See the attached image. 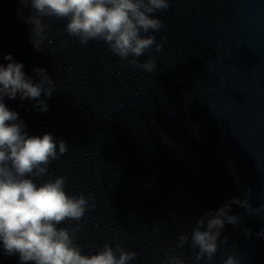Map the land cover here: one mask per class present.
I'll return each instance as SVG.
<instances>
[{
    "label": "water",
    "instance_id": "obj_1",
    "mask_svg": "<svg viewBox=\"0 0 264 264\" xmlns=\"http://www.w3.org/2000/svg\"><path fill=\"white\" fill-rule=\"evenodd\" d=\"M168 2L152 14L164 27L148 33L161 50L138 58H155L150 73L103 41L82 46L64 31L66 19L42 18L51 27L37 51L25 19L34 10L0 0V65L10 53L34 83V68L55 82L52 96L40 97L47 111L19 95L4 103L29 136L50 133L57 150L66 142L68 151L35 182L64 176L66 192L91 198L95 208L81 220L58 225H79L75 242L84 254L119 243L137 253L128 264H161L166 254L184 264H223L229 255L264 264V236L257 235L264 231V0ZM232 197L252 209L231 204L239 221L225 224L220 241L227 242L218 241L211 262L194 259L190 239L175 247L200 216ZM0 264H21L2 242Z\"/></svg>",
    "mask_w": 264,
    "mask_h": 264
},
{
    "label": "clouds",
    "instance_id": "obj_2",
    "mask_svg": "<svg viewBox=\"0 0 264 264\" xmlns=\"http://www.w3.org/2000/svg\"><path fill=\"white\" fill-rule=\"evenodd\" d=\"M29 5L34 15L27 16L26 22L32 25L31 41L39 51L47 38L45 30L50 28L43 17L66 19L64 31L77 37L80 44L90 40L103 41L110 51L122 60L128 61L150 73H156L154 57L144 62L138 58L153 46L157 52L162 48L155 33L164 23L154 13L168 9V0H19ZM49 43L51 39L49 38ZM66 46V45H65ZM131 57V59H129ZM10 61L7 66L0 65V242L6 255H17L21 264H128L136 258L135 251L124 250L119 243L114 247L105 243L99 251L84 254L76 243L79 225L69 230L58 227L65 221H79L85 212L95 208L89 203L90 197L83 193L71 195L65 190L66 178L57 176L41 184L35 178L48 174L52 161L68 151L65 141L54 140L52 134L29 136L18 113L10 110L4 98L21 100L32 99L41 111L47 105L40 97L43 93L51 97L55 82L43 68H34L39 82L23 71V63L13 60L9 53L4 56ZM19 121V122H18ZM238 204L246 210L252 209L248 200L232 197L215 212H205L192 229L191 235L182 234L175 245L183 247L191 241L190 247L198 249L194 259L211 262L218 250L222 229L225 224L236 225L238 215H231V204ZM260 210H264V206ZM251 230H246L250 235ZM264 236V231L257 233ZM227 236L222 243L227 242ZM94 248L95 245H87ZM161 264H184L175 254L165 255ZM223 264H240L239 258L229 255Z\"/></svg>",
    "mask_w": 264,
    "mask_h": 264
}]
</instances>
